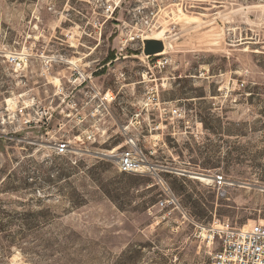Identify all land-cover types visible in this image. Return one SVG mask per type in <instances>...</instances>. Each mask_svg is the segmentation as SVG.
<instances>
[{
	"label": "rangeland",
	"instance_id": "374dc122",
	"mask_svg": "<svg viewBox=\"0 0 264 264\" xmlns=\"http://www.w3.org/2000/svg\"><path fill=\"white\" fill-rule=\"evenodd\" d=\"M143 5L125 0L99 32L85 0H0V49L32 52L21 70L0 57V264H207L196 223L264 222V0ZM146 38L164 50L144 54ZM68 61L113 91L108 112ZM86 100L96 115L79 123L71 105ZM126 130L176 207L149 175L117 170ZM59 139L76 152L56 154Z\"/></svg>",
	"mask_w": 264,
	"mask_h": 264
},
{
	"label": "built area",
	"instance_id": "2783aa9c",
	"mask_svg": "<svg viewBox=\"0 0 264 264\" xmlns=\"http://www.w3.org/2000/svg\"><path fill=\"white\" fill-rule=\"evenodd\" d=\"M92 9V26L99 32L103 28L105 22L114 17V13L122 8L125 0H85ZM137 7L127 9L128 13L136 15L137 11L145 12L143 0H133ZM132 10H129L131 9ZM134 11V12H133ZM154 11L151 10L150 14ZM70 36V35H69ZM0 57L2 61L13 70L24 69L32 59V52L27 50L21 51H5L0 49ZM45 65L49 66L51 62L57 61L52 56H41ZM69 62V61H68ZM73 72L68 78L69 82L78 85L85 84L84 95L90 99L98 100L97 108L100 111H109L108 106L115 101L116 95L112 90L102 92L93 82L91 75L83 72L73 63ZM89 101L86 100L81 104L73 102L71 107L74 109L70 113H75L79 123H83L86 117H95V110H84ZM170 113L174 117L181 116L179 108L170 109ZM97 132L94 130L87 131L81 137L82 143L85 140H95ZM125 140L123 148L115 157V165L120 173L149 175L156 184L160 185L162 197L158 201V205L162 208H174L178 205V198L169 186L168 182L160 175V166L154 164L149 159L148 154L143 150L139 138L136 134L125 131ZM54 150L58 155H65L76 152V148L71 144L70 140L59 139L54 143ZM152 153V152H151ZM211 181L217 186L225 184V179L220 174L211 176ZM195 236L205 239L207 245L212 246L209 261L207 264H264V222H257L244 226H233L228 220L214 221L210 226L201 223L195 224Z\"/></svg>",
	"mask_w": 264,
	"mask_h": 264
},
{
	"label": "water",
	"instance_id": "95a60500",
	"mask_svg": "<svg viewBox=\"0 0 264 264\" xmlns=\"http://www.w3.org/2000/svg\"><path fill=\"white\" fill-rule=\"evenodd\" d=\"M143 43H144L143 52L146 55H154L164 50V43L162 42V40H158L156 38H146ZM100 155L106 156V154L103 153Z\"/></svg>",
	"mask_w": 264,
	"mask_h": 264
},
{
	"label": "bare ground",
	"instance_id": "6f19581e",
	"mask_svg": "<svg viewBox=\"0 0 264 264\" xmlns=\"http://www.w3.org/2000/svg\"><path fill=\"white\" fill-rule=\"evenodd\" d=\"M158 40H161V39H158ZM186 174H188L192 178H196V179H199L201 181H207V182L210 181V178H211L209 175H205V174L197 173V172H191V171L186 173Z\"/></svg>",
	"mask_w": 264,
	"mask_h": 264
}]
</instances>
